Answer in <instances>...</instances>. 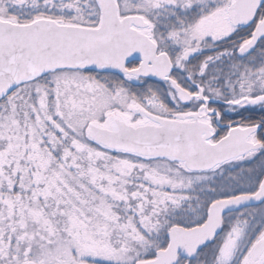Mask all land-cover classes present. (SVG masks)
Returning <instances> with one entry per match:
<instances>
[{
	"label": "snow or ice",
	"instance_id": "obj_1",
	"mask_svg": "<svg viewBox=\"0 0 264 264\" xmlns=\"http://www.w3.org/2000/svg\"><path fill=\"white\" fill-rule=\"evenodd\" d=\"M0 264H264V0H0Z\"/></svg>",
	"mask_w": 264,
	"mask_h": 264
}]
</instances>
